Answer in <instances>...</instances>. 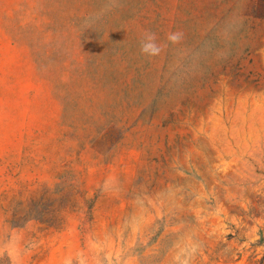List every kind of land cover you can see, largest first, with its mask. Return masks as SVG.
<instances>
[{
  "label": "rangeland",
  "instance_id": "rangeland-1",
  "mask_svg": "<svg viewBox=\"0 0 264 264\" xmlns=\"http://www.w3.org/2000/svg\"><path fill=\"white\" fill-rule=\"evenodd\" d=\"M0 264H264V0H0Z\"/></svg>",
  "mask_w": 264,
  "mask_h": 264
},
{
  "label": "clouds",
  "instance_id": "clouds-1",
  "mask_svg": "<svg viewBox=\"0 0 264 264\" xmlns=\"http://www.w3.org/2000/svg\"><path fill=\"white\" fill-rule=\"evenodd\" d=\"M167 39L173 43L178 42L181 39V34L172 33L169 34ZM141 52L148 56L158 55L161 51V47L156 43V34L155 33H145L143 40L141 41ZM108 185L106 182L105 189H107Z\"/></svg>",
  "mask_w": 264,
  "mask_h": 264
}]
</instances>
